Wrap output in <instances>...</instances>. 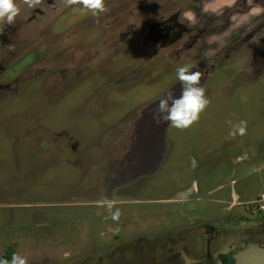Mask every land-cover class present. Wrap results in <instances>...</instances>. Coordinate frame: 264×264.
<instances>
[{"label":"rangeland","instance_id":"374dc122","mask_svg":"<svg viewBox=\"0 0 264 264\" xmlns=\"http://www.w3.org/2000/svg\"><path fill=\"white\" fill-rule=\"evenodd\" d=\"M15 2L0 23V260L222 264L264 246V0ZM186 64L210 103L176 129L153 116Z\"/></svg>","mask_w":264,"mask_h":264},{"label":"clouds","instance_id":"9594fccd","mask_svg":"<svg viewBox=\"0 0 264 264\" xmlns=\"http://www.w3.org/2000/svg\"><path fill=\"white\" fill-rule=\"evenodd\" d=\"M39 0H28V6L32 7ZM85 3L93 10L94 14L106 11L104 0H85ZM21 9L15 0H0V23L13 24ZM195 65H182L176 70V78L180 82V94L176 96L169 91L157 104L156 115L153 119L159 123L168 122L176 129H186L199 120L200 114L209 105L205 96L206 89L201 86L202 72L191 71ZM241 135L244 134L246 122L241 121L237 126ZM0 264H27L26 258L14 254L11 261L0 260Z\"/></svg>","mask_w":264,"mask_h":264},{"label":"water","instance_id":"95a60500","mask_svg":"<svg viewBox=\"0 0 264 264\" xmlns=\"http://www.w3.org/2000/svg\"><path fill=\"white\" fill-rule=\"evenodd\" d=\"M234 264H264V246L248 243L241 250L233 251Z\"/></svg>","mask_w":264,"mask_h":264},{"label":"flooded vegetation","instance_id":"af4514ba","mask_svg":"<svg viewBox=\"0 0 264 264\" xmlns=\"http://www.w3.org/2000/svg\"><path fill=\"white\" fill-rule=\"evenodd\" d=\"M162 29H164L165 30V28H162ZM161 29V30H162ZM154 155H157V157L155 158V162H156V164H155V167H156V170H157V167H158V164L160 163V162H163V160H164V157H162V158H160V156H162V153H156V154H154ZM153 155V156H154ZM159 159V160H158ZM214 231H211L209 234H208V236L209 237H211L212 239L214 238ZM248 243H255V244H258V245H260V246H263V244H261V243H259V242H255V241H253V240H245V241H243L242 242V244H240L239 245V243L237 244V247L236 248H234V249H232V251H231V254H232V259H233V251L234 250H241L242 248H244L245 246H246V244H248ZM221 255V254H220ZM218 258H219V255H218ZM219 260V259H218ZM220 261V260H219ZM221 262V261H220Z\"/></svg>","mask_w":264,"mask_h":264},{"label":"trees","instance_id":"16d2710c","mask_svg":"<svg viewBox=\"0 0 264 264\" xmlns=\"http://www.w3.org/2000/svg\"><path fill=\"white\" fill-rule=\"evenodd\" d=\"M4 260L11 261L10 258L6 257ZM219 260L221 261L222 264H234V261L232 259V254H226V255H219Z\"/></svg>","mask_w":264,"mask_h":264},{"label":"built area","instance_id":"2783aa9c","mask_svg":"<svg viewBox=\"0 0 264 264\" xmlns=\"http://www.w3.org/2000/svg\"><path fill=\"white\" fill-rule=\"evenodd\" d=\"M254 205H255V207L253 208L255 210L253 211L254 213L264 211V196H261L259 201L254 202Z\"/></svg>","mask_w":264,"mask_h":264}]
</instances>
